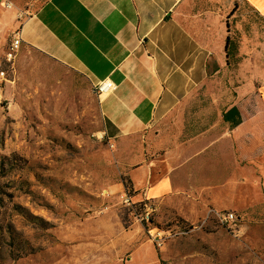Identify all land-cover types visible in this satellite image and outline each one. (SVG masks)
Here are the masks:
<instances>
[{"label":"rangeland","instance_id":"1","mask_svg":"<svg viewBox=\"0 0 264 264\" xmlns=\"http://www.w3.org/2000/svg\"><path fill=\"white\" fill-rule=\"evenodd\" d=\"M9 1L11 10L0 8V68L7 76L0 95V264L77 263L73 248L94 247L96 232L106 231L125 234L129 252L146 244L138 260L148 263L152 248L164 264H264L260 188L242 183L235 195L244 201L200 210L188 222L146 200L133 170L143 134L122 145L109 142L90 83L41 53L21 45L15 60L6 61L18 12L31 14L48 0ZM229 31L223 65H209V79L190 97L193 115L210 109L201 130L217 122L215 105L225 111L258 103L257 92L247 89L264 70V19L240 8ZM144 204L153 210L148 222L141 220ZM222 212H232L235 223L221 224L216 213ZM152 228L168 236L160 247L149 241ZM93 250L90 260L104 251Z\"/></svg>","mask_w":264,"mask_h":264},{"label":"crops","instance_id":"2","mask_svg":"<svg viewBox=\"0 0 264 264\" xmlns=\"http://www.w3.org/2000/svg\"><path fill=\"white\" fill-rule=\"evenodd\" d=\"M240 8L264 19V0H48L16 29L21 45L92 87L105 79L116 85L98 99L102 133L119 145L143 134L133 169L137 186L146 200L188 222L200 210L244 201L235 195L242 183L256 184L264 195V70L247 89L258 95L250 109L224 111L218 103L217 122L205 130L201 122L210 121V109L191 113L190 97L209 79V65H223ZM231 108L241 118L235 127L223 121ZM153 126L158 131L149 135ZM97 234L101 242L94 247L73 248V264H86V258L87 264H160L152 248L150 263L138 260L147 252L144 243L129 252L125 234ZM93 248L104 251L90 260Z\"/></svg>","mask_w":264,"mask_h":264},{"label":"built area","instance_id":"3","mask_svg":"<svg viewBox=\"0 0 264 264\" xmlns=\"http://www.w3.org/2000/svg\"><path fill=\"white\" fill-rule=\"evenodd\" d=\"M0 8L4 10H11L13 8V5L9 0H0ZM29 17H31V14L28 13L27 11L18 12L17 14V18L20 19V22L24 21ZM20 46H21V31L20 29H16L13 32L12 40L9 44L8 51L6 53V61L8 63H11L12 61L15 60ZM6 81H7L6 72L0 68V95L3 85ZM93 90L97 98L100 99L101 97H106L111 93H113L116 90V85L112 81L105 79L95 84L93 86ZM121 198L124 204L129 205L130 198L128 196L122 194ZM144 203H148V202H144ZM143 206H144V212L142 214L141 220L142 221L145 220L146 222H148L150 214L153 210L151 206H149L148 204H144ZM216 215L218 221L223 225L230 226L234 224L236 221V217L232 212L216 213ZM147 233H148L149 241L151 243L156 244L158 247H160L164 239L168 237L164 231H161L157 228L149 229Z\"/></svg>","mask_w":264,"mask_h":264},{"label":"trees","instance_id":"4","mask_svg":"<svg viewBox=\"0 0 264 264\" xmlns=\"http://www.w3.org/2000/svg\"><path fill=\"white\" fill-rule=\"evenodd\" d=\"M223 121L228 123L230 127H235L241 123V118L235 108H231L223 114ZM160 264H164L160 261Z\"/></svg>","mask_w":264,"mask_h":264}]
</instances>
